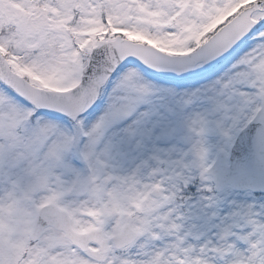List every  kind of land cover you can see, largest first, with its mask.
<instances>
[{"label":"snow or ice","instance_id":"1","mask_svg":"<svg viewBox=\"0 0 264 264\" xmlns=\"http://www.w3.org/2000/svg\"><path fill=\"white\" fill-rule=\"evenodd\" d=\"M0 264H264V0H0Z\"/></svg>","mask_w":264,"mask_h":264}]
</instances>
